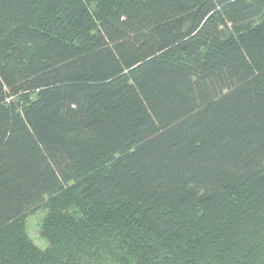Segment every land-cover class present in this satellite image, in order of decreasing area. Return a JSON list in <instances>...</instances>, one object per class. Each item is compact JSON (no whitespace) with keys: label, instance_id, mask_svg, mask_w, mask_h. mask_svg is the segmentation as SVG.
Listing matches in <instances>:
<instances>
[{"label":"trees","instance_id":"1","mask_svg":"<svg viewBox=\"0 0 264 264\" xmlns=\"http://www.w3.org/2000/svg\"><path fill=\"white\" fill-rule=\"evenodd\" d=\"M0 264H264V0H0Z\"/></svg>","mask_w":264,"mask_h":264},{"label":"rangeland","instance_id":"2","mask_svg":"<svg viewBox=\"0 0 264 264\" xmlns=\"http://www.w3.org/2000/svg\"><path fill=\"white\" fill-rule=\"evenodd\" d=\"M45 215L46 211H41L27 220V232L37 247L42 250L48 248V243L40 235V228Z\"/></svg>","mask_w":264,"mask_h":264}]
</instances>
